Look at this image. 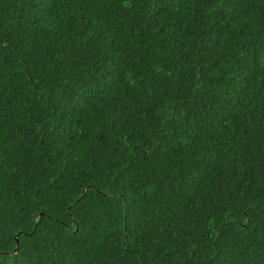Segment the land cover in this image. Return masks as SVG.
I'll use <instances>...</instances> for the list:
<instances>
[{
  "label": "trees",
  "instance_id": "16d2710c",
  "mask_svg": "<svg viewBox=\"0 0 264 264\" xmlns=\"http://www.w3.org/2000/svg\"><path fill=\"white\" fill-rule=\"evenodd\" d=\"M0 264H264V0H0Z\"/></svg>",
  "mask_w": 264,
  "mask_h": 264
}]
</instances>
